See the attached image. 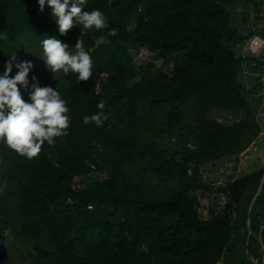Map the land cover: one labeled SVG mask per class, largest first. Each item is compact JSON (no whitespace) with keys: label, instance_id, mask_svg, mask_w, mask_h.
Returning a JSON list of instances; mask_svg holds the SVG:
<instances>
[{"label":"trees","instance_id":"trees-1","mask_svg":"<svg viewBox=\"0 0 264 264\" xmlns=\"http://www.w3.org/2000/svg\"><path fill=\"white\" fill-rule=\"evenodd\" d=\"M256 2L88 0L86 10L103 12L107 26L74 24L61 35L48 6L40 11L37 0H0V74L8 54L31 34L70 47L80 39L94 65L88 81L76 73L59 78L71 121L66 135L45 142L31 159L0 140V264H15L17 243L29 251L28 261L18 256L20 264H233L240 234L249 238V255L264 264V185L249 214L264 168L216 188L227 193L228 205L202 219L198 194L215 186L187 167L239 157L262 132L239 77L244 59L230 46L247 36L232 25L229 6ZM141 46L184 52L183 61L170 72L147 63L133 82L131 50ZM249 60L255 70L264 66ZM190 98L195 125L171 155L156 156V140L172 134L178 108ZM101 100L108 118L101 126L84 124ZM217 110L244 117L226 125L212 117ZM78 176L89 181L74 190Z\"/></svg>","mask_w":264,"mask_h":264},{"label":"rangeland","instance_id":"rangeland-1","mask_svg":"<svg viewBox=\"0 0 264 264\" xmlns=\"http://www.w3.org/2000/svg\"><path fill=\"white\" fill-rule=\"evenodd\" d=\"M229 9L232 12V25L239 29L242 35L247 36L242 42L231 43L230 46L237 57L244 59L240 67L239 77L241 82L244 83L245 93L255 109L256 118L261 124L262 132L259 138L239 157L196 160L187 165L188 173L215 186V190L201 195L198 194L201 201L198 210L202 219H207L215 213L223 212L228 205L229 197L227 193L222 189L216 188L223 187L235 179L264 168V67L261 70H255L254 67L257 66L249 60L250 57H253L264 62V0H257L253 4L238 3L230 5ZM38 38L39 36L31 34L28 40L22 39V42L20 41L16 46L15 55L19 61L32 62L33 68L29 73L30 83L32 82L31 78L35 76L38 86H52L56 89L63 72L58 71L53 74L47 68L40 58L43 55V50L40 44L41 40L39 39V41ZM254 40H258L262 44L257 51H253L250 48ZM256 48L255 45L254 50ZM131 53H133L134 64L137 68L133 82H138L141 78V71L147 63H152L157 70L170 72L174 65L183 61L184 52L177 51L162 54L159 51L152 52L146 46H141L140 49L132 48ZM21 91L24 98L27 99V91L23 89ZM194 103V99L190 98L178 108L181 113L180 121L173 132L171 131V135L169 132H165V136H159L156 140L159 146L154 153L156 156L168 157L173 153L175 147L185 142L186 132L195 125ZM212 117L219 119L226 125H231L235 121L241 120L244 115L243 113L236 114L225 110H217L212 113ZM87 161L90 166L89 162L91 159ZM75 179L80 181L79 185L89 181V177L86 179L78 176ZM233 212L234 215L237 214L235 210ZM19 244L17 243L16 248L12 249L14 251L12 258L15 264H20L18 260L20 255H23L22 257L26 261L29 260L27 247L23 243ZM248 244L249 238L246 234L235 236L233 264H255L254 260L256 258L249 255ZM2 264L9 263L5 261ZM219 264H226V262L221 260Z\"/></svg>","mask_w":264,"mask_h":264},{"label":"clouds","instance_id":"clouds-1","mask_svg":"<svg viewBox=\"0 0 264 264\" xmlns=\"http://www.w3.org/2000/svg\"><path fill=\"white\" fill-rule=\"evenodd\" d=\"M40 11L45 6L51 9V14L58 25V31L65 35L73 25H82L84 29L105 28L107 21L99 9L86 10L88 0H37ZM116 35V29L111 30ZM2 38V34H0ZM43 55L40 57L47 68L55 74L76 73L79 81H88L92 76L93 60L83 41L78 39L74 46L55 36L45 35L40 41ZM13 67L17 69L12 74ZM33 68L31 61H19L15 53L9 54L4 71L0 74V140L12 150L31 159L36 157L41 146L47 142L54 143V138L66 135V129L71 123L67 101L58 88L38 86L36 77L29 81V73ZM21 89L27 91V99ZM100 111L91 116H84V124L94 122L101 126L108 118L103 111L104 102L98 105Z\"/></svg>","mask_w":264,"mask_h":264},{"label":"built area","instance_id":"built-area-1","mask_svg":"<svg viewBox=\"0 0 264 264\" xmlns=\"http://www.w3.org/2000/svg\"><path fill=\"white\" fill-rule=\"evenodd\" d=\"M256 45V49L254 50V46ZM260 46H262V44L258 41V40H254L252 43H251V49L253 50V51H257V49L260 47ZM89 164H90V166L92 167V168H95V164L92 162V161H90L89 162ZM80 181H77L76 179L74 180V182H73V184H72V189H78L79 188V183ZM68 201H69V203H73V200L71 199V198H69L68 199ZM89 207H91V206H89Z\"/></svg>","mask_w":264,"mask_h":264},{"label":"water","instance_id":"water-1","mask_svg":"<svg viewBox=\"0 0 264 264\" xmlns=\"http://www.w3.org/2000/svg\"><path fill=\"white\" fill-rule=\"evenodd\" d=\"M263 185H264V175H263V177H262V179H261V182H260V185H259L258 190H257V192H256V195L254 196V198H253V200H252V203H251V205H250V208H249V214H251V212H252V208H253V206H254V204H255V202H256V200H257L259 194H260L261 191H262ZM248 226H249V228H251V219H250V218H248ZM249 232H251V229L249 230ZM249 234H250V233H249ZM254 261H255V264H259V262H258L257 259H255Z\"/></svg>","mask_w":264,"mask_h":264},{"label":"bare ground","instance_id":"bare-ground-1","mask_svg":"<svg viewBox=\"0 0 264 264\" xmlns=\"http://www.w3.org/2000/svg\"><path fill=\"white\" fill-rule=\"evenodd\" d=\"M264 67V66H263ZM96 167V166H95Z\"/></svg>","mask_w":264,"mask_h":264}]
</instances>
